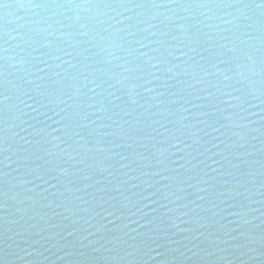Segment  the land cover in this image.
I'll list each match as a JSON object with an SVG mask.
<instances>
[{
    "label": "water",
    "instance_id": "water-1",
    "mask_svg": "<svg viewBox=\"0 0 264 264\" xmlns=\"http://www.w3.org/2000/svg\"><path fill=\"white\" fill-rule=\"evenodd\" d=\"M0 264H264V0H0Z\"/></svg>",
    "mask_w": 264,
    "mask_h": 264
}]
</instances>
